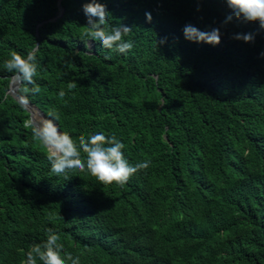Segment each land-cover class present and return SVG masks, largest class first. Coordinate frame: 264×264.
<instances>
[{"label":"trees","instance_id":"trees-1","mask_svg":"<svg viewBox=\"0 0 264 264\" xmlns=\"http://www.w3.org/2000/svg\"><path fill=\"white\" fill-rule=\"evenodd\" d=\"M84 2L0 0V264H22L45 228L80 264H264V29L221 27L223 0H99L109 24L132 27L120 54L83 35ZM189 23L220 28V43L187 41ZM36 43L41 91L18 94L73 139L115 134L147 170L123 186L50 171L4 69Z\"/></svg>","mask_w":264,"mask_h":264},{"label":"clouds","instance_id":"clouds-1","mask_svg":"<svg viewBox=\"0 0 264 264\" xmlns=\"http://www.w3.org/2000/svg\"><path fill=\"white\" fill-rule=\"evenodd\" d=\"M223 2L229 9V14L221 22V27L235 19L246 23L256 22L260 29H264V0H223ZM82 12L86 18L83 35L89 38V41H97L104 48L120 54H127L133 49L132 40L125 39L132 32V27L123 23L109 24L108 19L111 14L104 3L99 0H85L82 3ZM145 19L150 23L151 14L146 12ZM182 32L184 38L190 42H203L213 46L220 43V28L201 31L189 23L183 27ZM232 38L250 43L254 41V34L236 33ZM166 40L167 37L160 39L159 44H164ZM38 51L37 43L26 56H22L14 49L9 50L8 58L4 61V69L12 74L10 83L16 92L40 93V86L35 79L40 67L36 56ZM260 55L264 56V52ZM105 59H111V57L106 56ZM77 86L76 81L67 82L66 90L62 88L58 92L59 98L63 100L68 92H72ZM19 100L31 104L24 95H21ZM37 110L42 113L39 109ZM42 114L30 115L26 121V127L31 128L34 138L48 150L50 171L55 175L76 170L87 171L101 185L115 183L123 186L138 171L147 170L150 167V160L131 164L122 151L125 145L115 134L105 135L104 132H95L73 139L70 133L60 131L57 127L56 121L60 119L57 111L51 110L47 116ZM44 231L46 239L31 246L22 264H37L38 261L41 264H69V262L80 264L79 256L74 257L71 253L64 252L63 244L59 243L61 237L57 232L52 228H45Z\"/></svg>","mask_w":264,"mask_h":264},{"label":"rangeland","instance_id":"rangeland-1","mask_svg":"<svg viewBox=\"0 0 264 264\" xmlns=\"http://www.w3.org/2000/svg\"><path fill=\"white\" fill-rule=\"evenodd\" d=\"M12 87V85H11ZM10 95H12L13 97L17 98V100L21 103V105L29 112V116L32 115V116H35L37 114H39L40 112L33 106V104H28L27 102L24 103V102H21L19 100V96L18 94H16V92L14 90H11ZM42 114V113H40ZM43 115V114H42Z\"/></svg>","mask_w":264,"mask_h":264},{"label":"water","instance_id":"water-1","mask_svg":"<svg viewBox=\"0 0 264 264\" xmlns=\"http://www.w3.org/2000/svg\"><path fill=\"white\" fill-rule=\"evenodd\" d=\"M63 13V8L60 6L59 7V12H58V15L57 16H60L61 14ZM11 91V83H10V87L8 89V93H10ZM14 91L16 92V90L14 89ZM16 94H18V92H16ZM18 96L20 97V95L18 94ZM57 127H58V124L56 123Z\"/></svg>","mask_w":264,"mask_h":264}]
</instances>
